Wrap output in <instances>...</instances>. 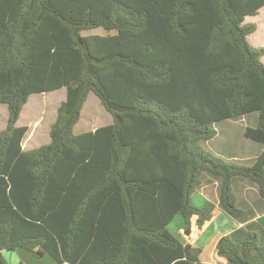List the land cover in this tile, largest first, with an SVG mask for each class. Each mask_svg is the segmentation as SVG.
Instances as JSON below:
<instances>
[{
	"label": "trees",
	"instance_id": "1",
	"mask_svg": "<svg viewBox=\"0 0 264 264\" xmlns=\"http://www.w3.org/2000/svg\"><path fill=\"white\" fill-rule=\"evenodd\" d=\"M262 7L264 0H0V104L8 112L0 264L18 249L57 264H207L168 226L181 215L189 237L219 212L247 218L236 182L264 200V150L236 165L201 145L216 123L252 113L256 125L244 136L264 145V49L249 44L256 26L244 24ZM62 88L50 142L24 151L28 127L16 123L29 96ZM90 93L113 123L77 134ZM214 184L217 203H190ZM108 197L118 200L110 216L123 225L114 234L102 220L109 209L99 199ZM215 253L228 264H264V229L252 222L222 236Z\"/></svg>",
	"mask_w": 264,
	"mask_h": 264
},
{
	"label": "crops",
	"instance_id": "2",
	"mask_svg": "<svg viewBox=\"0 0 264 264\" xmlns=\"http://www.w3.org/2000/svg\"><path fill=\"white\" fill-rule=\"evenodd\" d=\"M263 8L264 7H262L261 9H263ZM260 10H259V12H260ZM85 34H103V32H102V29L99 28V29L89 31ZM253 35H254L253 33L248 35L247 40ZM260 44H263V43L261 42L259 44H254L253 46H260ZM259 48H262V47H259ZM263 49H264V47H263ZM263 56H264V54L262 55V57ZM262 57L260 58V60L262 63H264V58L262 59ZM64 100H65V98H64ZM109 115H111V114H109ZM19 119H20V117H19ZM19 119L16 123V125L18 127H20L19 126ZM240 120H242V118ZM79 121H80V119H79ZM79 121L75 125L76 127H77V125H79ZM112 123H113L112 116L110 119H106V121H104V122L102 121L101 123L93 121L92 123L89 124V128H87V130L79 131V133L94 132L96 129L101 128V127H105V126H109ZM255 123H256V118H255ZM215 125H214V127H215ZM39 126H40V124H39ZM39 126H37V129L39 128ZM74 129H75V127H74ZM31 132H33V133H31ZM49 132H50V130H49ZM74 132H75V130H74ZM34 133H35V135H34ZM79 133H77V134H79ZM29 134H30V140L27 143V147L30 146V148H26V149H29V151L33 150V149H31V146L36 147L37 145H35V144H37L43 140V136L40 137L39 130L33 131L32 127H28V131L25 134V136L23 137V140L21 142V147L24 151H26V149L23 147L24 146L23 142L27 138H29L28 137ZM215 137H217V133H216ZM35 138H37L36 141H34ZM211 140L206 141V142L208 144H210L213 142ZM49 142H50V136H49V139L46 140L45 144H48ZM250 143H253V144H250ZM228 144L226 145L225 148H223L221 150V154L215 153L217 156H221L224 160H238L240 162L250 161V163H251V161L256 157V155H258L261 151L264 150V145H260V144H257L255 142H245V144L242 143L241 145L239 144L238 146H232L230 144V147H228ZM233 192L236 195L237 206L240 207L241 209H243L246 212V214L248 215V217L244 218L242 221H235V220L229 218L223 212H219L214 216V218H212V220L210 222H208L207 224H205V226H203L201 231H199L198 227L193 226L192 233L189 237H185L183 234V228H184L183 223L184 222H183L181 215L177 214L174 217L173 221H175L176 223H174L173 227H171V224L173 223V221L168 226V228L170 229V231L172 233L180 236L186 243H189L193 247L200 249V251H201L200 260L203 263L227 264L224 261H222L221 259H218L216 257V253H215L216 243L219 240V238H221L222 236L229 235L232 232H234L235 230L240 229V228H244L247 224L252 223V222H257L264 229V200L260 199L258 192H257V189L252 184H248L247 182L243 181V182H236L233 185ZM194 194L192 195L193 196L192 199L190 198V203L194 207L201 208L204 205V202L206 200H210V201L215 202V203L218 202V194H217L216 184L209 185V186L204 185ZM99 200H101L102 206L108 207L107 209H109V212L106 213L109 216L102 218L103 224L105 226L109 227L107 229L109 232L114 234L116 231H119L120 229L123 228V225L116 221L117 218L110 216V213H113V212L116 213V212L120 211L119 210L120 207L118 205V200L112 199L110 197H108L106 199L105 198L99 199ZM98 214H100V213H98ZM179 217H181V219ZM99 220H101V219H99ZM99 220L97 219L96 221H94V219H92L90 221L98 222ZM111 224H113V226L110 227ZM82 226L83 225L81 224V226H80L81 230H82ZM89 235H91V237H92L91 241H94L95 237H97V236H98V238H101L100 235H94L93 233H90ZM90 245L91 244H89L87 246L85 245L84 249L79 254L77 262L84 261L83 256H85L91 252ZM3 256L5 257V259H7V258L9 259L10 264H57L56 261L52 257H50L49 255H45V256L37 259V258H33V257L29 256L25 251H23L21 249H18L15 251H5L3 253Z\"/></svg>",
	"mask_w": 264,
	"mask_h": 264
},
{
	"label": "rangeland",
	"instance_id": "3",
	"mask_svg": "<svg viewBox=\"0 0 264 264\" xmlns=\"http://www.w3.org/2000/svg\"><path fill=\"white\" fill-rule=\"evenodd\" d=\"M247 23H251L256 26V30L253 33L254 35L248 39L249 44L255 48H259V47L263 48L264 38L262 37H264V8L261 9L260 12H258V14L255 16L245 17L244 24ZM259 29L260 32L259 34L256 35L257 30ZM261 42L263 44H260V46H253L254 44H259ZM263 58L264 56L262 57V59ZM65 94H66L65 89L62 88L52 92H47L42 94H32L29 96L26 104L23 106L22 112L20 113L19 126L32 127L33 131L39 130L40 137L43 136V140L35 144L37 145L36 147L31 146V149H36L40 146L46 145L45 144L46 140L49 139V130L51 124L54 123L56 119L57 109L60 106L61 102L64 100ZM7 114H8L7 107L5 105L0 104V131L6 128L7 118H8ZM109 114L107 113L105 108L101 105L98 98L94 94L90 93L82 109L79 125H77V127L75 126L74 130L76 133H79V131H85L87 130V128H89V124L92 123L93 121L101 123L102 121L103 122L106 121V119H110L111 115ZM255 118H256V113H252L243 117L242 120H237V121L224 120L216 123L214 128L216 130L217 137H214L211 140L213 142L210 144H208L207 142H202L201 145L203 149L216 155L215 153L221 154V150L225 148L228 143H229L228 147H230V144L232 146H238L239 144L241 145L242 143L245 144V142H253L244 136V131L246 127H255L256 124ZM37 126H39L38 129ZM28 137L29 138H27L23 142L24 145L23 147L25 149L30 148V146L27 147V143L30 140V134L28 135ZM36 140L37 138L34 139V141ZM26 151H29V149H26ZM226 161L236 165L250 164V161L248 162H240L238 160H226ZM179 218L181 219V217ZM174 223L176 222L173 221L171 227L174 226ZM3 258L5 259L4 256ZM5 261L7 262V264H10L8 258L5 259Z\"/></svg>",
	"mask_w": 264,
	"mask_h": 264
}]
</instances>
